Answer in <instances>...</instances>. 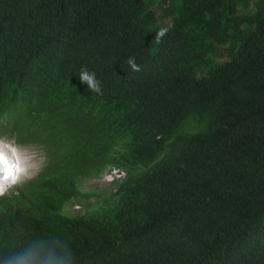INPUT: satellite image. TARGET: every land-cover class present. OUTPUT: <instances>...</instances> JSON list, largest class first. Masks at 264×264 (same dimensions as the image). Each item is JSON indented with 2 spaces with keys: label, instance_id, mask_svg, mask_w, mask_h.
<instances>
[{
  "label": "trees",
  "instance_id": "trees-1",
  "mask_svg": "<svg viewBox=\"0 0 264 264\" xmlns=\"http://www.w3.org/2000/svg\"><path fill=\"white\" fill-rule=\"evenodd\" d=\"M0 138L47 156L0 264H264V0H0Z\"/></svg>",
  "mask_w": 264,
  "mask_h": 264
},
{
  "label": "rangeland",
  "instance_id": "rangeland-1",
  "mask_svg": "<svg viewBox=\"0 0 264 264\" xmlns=\"http://www.w3.org/2000/svg\"><path fill=\"white\" fill-rule=\"evenodd\" d=\"M157 15L161 18L162 9L158 5L155 6ZM224 59H228L226 56H218L217 62ZM205 72L199 70V73ZM0 146L14 149L21 159V167L24 168V172L21 173L22 179L18 180L14 185L10 186L5 193L12 192L18 184L30 179L32 176L37 175L43 167L46 165L47 156L36 146H27L15 143L13 140H7L0 138ZM114 178H117L115 172L108 175L101 176L99 178H87L82 181L81 186L87 192L89 199H83V204L76 203L73 206H67V212H81L85 213L96 207V202L101 201L103 196L107 192H110L114 185ZM86 196V197H87ZM88 198V197H87Z\"/></svg>",
  "mask_w": 264,
  "mask_h": 264
},
{
  "label": "clouds",
  "instance_id": "clouds-1",
  "mask_svg": "<svg viewBox=\"0 0 264 264\" xmlns=\"http://www.w3.org/2000/svg\"><path fill=\"white\" fill-rule=\"evenodd\" d=\"M167 33H168V28H166V27L161 28L156 33L155 40L157 42H159ZM127 64L135 72H139L141 70L140 67L135 62V57H130L127 60ZM79 79H80L82 84L87 85V89L90 92H94V93H97V94L102 93V88L100 86V82L96 79L95 73L89 72L87 70V68H82L81 69L80 75H79ZM0 163H2L3 166H5L8 163L7 160L5 159V156H4L3 152H0ZM12 171L13 170L11 168L5 167L4 168V173L2 175H0V196H3L5 194L6 184H7L8 180H9V176L10 175L12 176V179L10 181L11 184H15L18 180L22 179L21 173H23L25 170L22 167H17L15 169V175H12ZM112 172H115L117 177L125 175V173L122 174V172H120L118 170H114ZM105 175H108V174H105ZM30 264H55V261L51 257L43 260L42 262L38 261V259L35 258V259H32L30 261ZM69 264H71L70 260H69Z\"/></svg>",
  "mask_w": 264,
  "mask_h": 264
},
{
  "label": "bare ground",
  "instance_id": "bare-ground-1",
  "mask_svg": "<svg viewBox=\"0 0 264 264\" xmlns=\"http://www.w3.org/2000/svg\"><path fill=\"white\" fill-rule=\"evenodd\" d=\"M0 152H3L4 156H5V159L7 160V164L5 166H3V168H1L0 170V175H2L4 173V168L5 167H9L11 168L13 171H12V175H15V169L17 167H21V159L19 158V155L16 153V151L14 149H11V148H8V147H1L0 146ZM11 179H12V176L10 175L9 176V180L6 184V190L14 185V184H11ZM6 192V191H5Z\"/></svg>",
  "mask_w": 264,
  "mask_h": 264
},
{
  "label": "water",
  "instance_id": "water-1",
  "mask_svg": "<svg viewBox=\"0 0 264 264\" xmlns=\"http://www.w3.org/2000/svg\"><path fill=\"white\" fill-rule=\"evenodd\" d=\"M1 168H3V164L2 163H0V170H1Z\"/></svg>",
  "mask_w": 264,
  "mask_h": 264
}]
</instances>
